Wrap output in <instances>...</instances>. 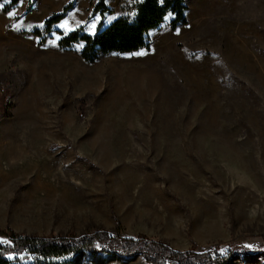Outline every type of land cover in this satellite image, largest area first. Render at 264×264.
<instances>
[{
  "label": "rangeland",
  "instance_id": "374dc122",
  "mask_svg": "<svg viewBox=\"0 0 264 264\" xmlns=\"http://www.w3.org/2000/svg\"><path fill=\"white\" fill-rule=\"evenodd\" d=\"M71 1L53 26L93 32L96 0ZM131 1L106 0L103 25ZM38 2L0 7V92L14 102L0 115V227L142 232L178 249L261 241L264 0H185L186 24L172 30L166 15L148 48L94 62L80 43L59 48L55 31L38 43L31 30L65 4ZM226 264H264V252Z\"/></svg>",
  "mask_w": 264,
  "mask_h": 264
},
{
  "label": "trees",
  "instance_id": "16d2710c",
  "mask_svg": "<svg viewBox=\"0 0 264 264\" xmlns=\"http://www.w3.org/2000/svg\"><path fill=\"white\" fill-rule=\"evenodd\" d=\"M106 0H96L93 12L100 19L93 32L84 30L79 24L73 29L62 31L53 25L60 21L72 6L69 0L61 9L43 19L40 27L31 33L44 44L51 32L59 34V48H69L80 43L79 55L86 62H94L111 52H132L148 48V33L158 28L166 15L168 26L174 30L186 24L185 0H132L122 14L107 25H103L102 15L110 11ZM1 11L9 12L18 0H0ZM18 18L15 15L8 25ZM14 102L9 99V90L0 92V115L9 117ZM0 264H72L71 257L81 251L89 253L117 254L122 256L139 255L147 264H226L237 255H250L264 252V237L261 241L246 244H229L224 250L217 245L198 248L192 242L187 248L171 247L165 241L139 232L134 235L113 234L104 228L86 229L80 233L65 232L36 233L17 231L9 226L0 227Z\"/></svg>",
  "mask_w": 264,
  "mask_h": 264
},
{
  "label": "crops",
  "instance_id": "0c3cea01",
  "mask_svg": "<svg viewBox=\"0 0 264 264\" xmlns=\"http://www.w3.org/2000/svg\"><path fill=\"white\" fill-rule=\"evenodd\" d=\"M65 1V0H64ZM64 1L58 2V0H39L38 3H65Z\"/></svg>",
  "mask_w": 264,
  "mask_h": 264
},
{
  "label": "snow or ice",
  "instance_id": "6c2138e0",
  "mask_svg": "<svg viewBox=\"0 0 264 264\" xmlns=\"http://www.w3.org/2000/svg\"><path fill=\"white\" fill-rule=\"evenodd\" d=\"M0 7H2V5H0Z\"/></svg>",
  "mask_w": 264,
  "mask_h": 264
}]
</instances>
